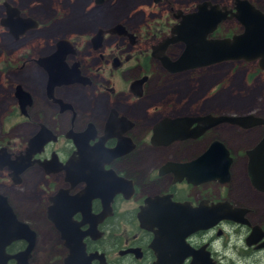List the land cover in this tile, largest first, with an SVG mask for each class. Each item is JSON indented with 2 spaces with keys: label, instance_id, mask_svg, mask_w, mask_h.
<instances>
[{
  "label": "flooded vegetation",
  "instance_id": "af4514ba",
  "mask_svg": "<svg viewBox=\"0 0 264 264\" xmlns=\"http://www.w3.org/2000/svg\"><path fill=\"white\" fill-rule=\"evenodd\" d=\"M241 1L264 15V0ZM234 2L127 0L128 22L70 32L46 54L21 62L17 71L32 65L39 80L14 82L0 130V264H234L264 254V217L243 204L252 197L264 202L250 162L264 140L261 99L258 115L199 110L206 99L182 95L179 77L187 75L192 87L206 67L171 72L155 56L168 63L181 57L182 42L159 45L201 4L217 7L222 20L211 33L201 30L196 44L242 33ZM58 41L66 42L60 62L66 78L49 83L37 61ZM251 63L255 77L264 78L259 60ZM207 116L254 122L203 132L204 123L189 120ZM223 125L247 133L235 135V149L214 134ZM216 142L231 160L223 183L210 169L206 178L197 174ZM218 205L227 217L213 220ZM199 222L211 225L196 228Z\"/></svg>",
  "mask_w": 264,
  "mask_h": 264
},
{
  "label": "rangeland",
  "instance_id": "374dc122",
  "mask_svg": "<svg viewBox=\"0 0 264 264\" xmlns=\"http://www.w3.org/2000/svg\"><path fill=\"white\" fill-rule=\"evenodd\" d=\"M90 1L92 0H0V19L5 16L2 6L5 2L18 9V12L24 15L20 16L21 18H30L38 23V27L28 30L17 41L10 35L8 29L0 27V130L5 122L4 112L11 107L9 97L12 96L14 82L36 83L39 80V73L32 65L22 72L17 71L25 58L46 54L59 37L70 32L91 31L121 20L128 22L125 19V16L130 15L129 9L125 6L127 0H110L102 9L88 6ZM93 16L94 19H91ZM133 21L130 22L131 27H135L137 19ZM255 75L254 63L229 62L198 69L192 87L187 75L179 77L180 83L183 84L179 88L182 95L188 96L189 91H192L198 98L206 99L205 104H198L199 110L230 116L252 112L258 115L260 99V107L264 112V78ZM214 134L235 149L234 147L240 144L235 135L243 137V134L247 133L223 125L219 126ZM250 138L251 135H246L243 142L249 143ZM243 204L260 213V217H264L263 200L257 197L249 200L244 198ZM233 260L234 264H264V254L253 258L252 261L235 258Z\"/></svg>",
  "mask_w": 264,
  "mask_h": 264
},
{
  "label": "water",
  "instance_id": "95a60500",
  "mask_svg": "<svg viewBox=\"0 0 264 264\" xmlns=\"http://www.w3.org/2000/svg\"><path fill=\"white\" fill-rule=\"evenodd\" d=\"M95 1L97 5L104 2V0ZM4 7L6 15L4 18L0 19V27L8 29V32L15 40L24 35L28 30L36 28L34 20L30 18H21L18 11L8 4H4ZM197 9L196 14H191L183 18L181 24L172 29L171 37L159 45V47H166L171 43L177 42H182L185 45L181 57L175 63H168V59L164 60L162 56L155 55L157 58L159 57L165 66H167L166 68L168 70L171 72H180L216 65L223 62L243 61L245 63H251L259 60L260 69L264 71V15L257 11L248 2L235 0V14L232 16L235 17L243 27L242 33L234 35L231 38L213 41L205 40V42H202L201 44H196L200 38H204V35H200L201 30L208 29V32L211 33L214 27L222 20V17H219L217 12V7L210 6L211 10H207V5L201 4L198 5ZM195 37L197 38L195 39ZM65 43V41H58L56 43V51L53 54L40 58L37 61L38 64L47 70L49 74V83L57 77H62L63 74H65V70L60 66L62 49L65 47ZM154 52L156 53V49H154ZM65 78L66 77H62L61 80ZM183 120L186 119L177 120V122ZM189 120L204 123L202 127L203 132L208 128L223 123L237 124L243 128H248L252 126L254 122L253 117L211 118L207 116ZM248 122H250V124ZM30 145H32V143H30ZM257 153L262 154L261 156H258L259 159L256 156ZM252 154H255V156L250 159L251 169L254 173L253 180L254 182L256 181V186H259L260 184L264 185V175L258 177V169L264 164V140L250 153V155ZM206 158L208 159L209 165L202 166L197 174L202 178H206L207 172L210 169L212 170L214 180H218L221 183L225 182L227 180L231 160L228 158V152L225 150L224 146L217 142L214 143L208 153L201 157V160L205 161ZM186 167H189V165ZM194 171L195 170H192V172ZM209 174L208 176H211V173ZM4 201L5 200L0 197V216ZM215 208L217 210L212 215L213 220L227 217V215L221 210L222 205H218ZM208 216L209 215L205 216V218H208ZM197 224L196 228L211 225V223L206 222H199ZM2 234L3 232L0 231V240L4 237Z\"/></svg>",
  "mask_w": 264,
  "mask_h": 264
}]
</instances>
